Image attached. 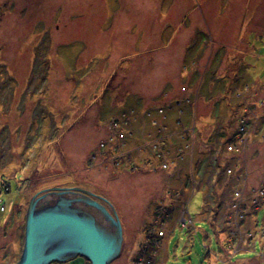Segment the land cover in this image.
<instances>
[{
    "label": "rangeland",
    "instance_id": "obj_1",
    "mask_svg": "<svg viewBox=\"0 0 264 264\" xmlns=\"http://www.w3.org/2000/svg\"><path fill=\"white\" fill-rule=\"evenodd\" d=\"M194 58L215 71L203 81L195 65L202 93L190 101L222 135L212 156L178 133L168 162L148 147L168 135L151 116L152 136L140 130L114 155L110 123L138 130L139 114L164 103L131 102L142 74L177 98ZM74 187L119 219L110 264H264V0H0V264L21 256L31 197Z\"/></svg>",
    "mask_w": 264,
    "mask_h": 264
},
{
    "label": "water",
    "instance_id": "obj_2",
    "mask_svg": "<svg viewBox=\"0 0 264 264\" xmlns=\"http://www.w3.org/2000/svg\"><path fill=\"white\" fill-rule=\"evenodd\" d=\"M98 200L77 187L34 194L25 213L22 253L14 264H50L76 256L90 264H110L121 250L122 229L116 213Z\"/></svg>",
    "mask_w": 264,
    "mask_h": 264
},
{
    "label": "bare ground",
    "instance_id": "obj_3",
    "mask_svg": "<svg viewBox=\"0 0 264 264\" xmlns=\"http://www.w3.org/2000/svg\"><path fill=\"white\" fill-rule=\"evenodd\" d=\"M194 76L195 77H200L198 74H196ZM213 86H214V84L212 82H210L209 83V90H207V93H206L207 95L205 97H203V98H210V101H212V98L211 97H208V95H210V94L214 95L215 88ZM185 88L186 87H184V86H182L180 88L179 93L182 94V95L179 94L178 96H176L177 98H175L172 101V103H170V104H171V106H177V107H179L178 108V111H177V114L178 115H182L183 114V111L186 112L189 109V114H190L191 118H194V120L192 119L193 121H190L188 123H184L182 120H178V119L171 120L168 116L164 117V114L167 112L166 110H164V108L158 109L156 111L154 110L153 113H150V114L148 113L147 114L148 116H143L142 114H139V117L136 119L138 126L135 125V126H137L138 130H136L135 128L133 129L132 127H128V129H123V131H121L120 130V127H118L117 123L114 121V123H110V125H111V127H110L111 133H108V140H109V143L108 144L113 147V149H114V155H117L120 158L123 157L122 148L123 149H126V148H124L125 147L124 145H126V146L130 145L131 144L130 141H132L131 139H134L137 136L136 134L140 130H142V129H144V128H146V127L149 126L150 116L152 117L151 120L153 121V123L151 124L152 126H156L159 129H164V130H167L168 131V133H167L168 135L167 136L160 133L159 136L152 138V139H155L154 140L155 142H153V141L150 140V143H154L155 145L148 144L149 145L148 147H154V148H157L159 150H161L160 147H162L161 144H162V142L164 141L165 138H174V137H177V136L180 135L178 133H181V134L187 133V132L188 133H196L197 128L199 130L200 129L207 130L210 125H206L204 127V125L202 123L203 121L201 120L202 117H205L207 113L206 114L204 112L201 113L200 111H202V109L200 107L196 106V105H198V103H201V102H196V103H191L190 102V101L195 102L196 100L199 99V96H197L198 93L195 94V95L192 94L189 97V103H188V100L186 98H184L185 96L183 97V95L185 93H187V94H190V93H188L189 91L183 90ZM139 91L140 90L138 89L137 90V93L131 95L130 98L132 97L134 99H138V98L143 97L144 95L142 93H140ZM166 95H167L166 93L165 94H162L161 97L163 99H166ZM173 96H174V94H171V97H173ZM213 98H215V97H213ZM121 101L122 100H120V102ZM143 102L145 104H148V105L151 104L149 101H146V100L143 101ZM121 105H122V103H121ZM133 115L134 114H131V117H133ZM209 118L211 120H213V116L212 115L208 117V120H209ZM121 136H125V139L126 140H125V143L123 145L118 146L117 143L120 142V141L123 142V140H124V139H121ZM114 138H116V140H114ZM186 145H188V144H186ZM132 148L133 147H131L130 149H132ZM135 154L136 153H135V151L133 149L132 150V156H135ZM143 154H144V150L140 154L141 155V159L143 157ZM166 157H167V161L170 162L171 159L169 158L168 154L166 155ZM121 160H122V158H121ZM142 160H143L142 163L143 164H146V159L143 158ZM84 190H86V189H84ZM96 216H97V214H96Z\"/></svg>",
    "mask_w": 264,
    "mask_h": 264
},
{
    "label": "crops",
    "instance_id": "obj_4",
    "mask_svg": "<svg viewBox=\"0 0 264 264\" xmlns=\"http://www.w3.org/2000/svg\"><path fill=\"white\" fill-rule=\"evenodd\" d=\"M209 64H210V61L209 60L206 61V62H198L194 58L193 61H191V64L189 66L188 65L186 66V72H188V75L191 76V74H193V71H195L196 68L198 67L200 69L201 73H198L197 72V74L198 75L201 74L202 80L204 81L205 78H208L209 79L210 78L209 75H213V73L215 72L214 70H210ZM195 65H197V67ZM206 73H209V75H206ZM229 77H231V76H229ZM226 78H228L227 75H226ZM152 79H153V75L147 77L146 75L142 74V78H140L138 80V89L140 90L139 92L144 95L143 96L144 99L143 100L139 99L140 101H145L146 100V101H149L151 103L152 100L149 97H154V99H155L158 96H160V94H164V92L163 93H160V91L159 92H155L154 91V89L152 87ZM188 83H189V87H188V89H189L188 91L189 92L188 93H190V94H192V93L193 94H197L198 93L199 94V90L200 89H201V93H202V87H200V88H198V87L196 88L195 87V85H197V79H193L192 76H191L190 79H189V81H188ZM231 83H233V82H231ZM232 87H234V84H232ZM145 89L146 90L149 89V90H147L148 92ZM171 92L172 91H167L166 92V94H167L166 95V99H163V98H160L159 97V100L160 101H163L164 100V103L161 105V108L156 107V106H155L156 107L155 108L154 106H152V104L150 105L151 107H149V108L152 109V110H155V111L158 110V109L164 108V110L167 111L165 114L166 115L168 114L167 116L171 120H174V119L177 118L178 120H182L184 123H188L190 121H193L192 118H191V116H190V114H189V109L186 112L183 111V114L182 115H178L177 114V111H178V108L179 107H177V106H171V108H170V107L167 106L170 103H172V101L175 99V98L171 97ZM231 93H233V92L230 91L229 94H227V97H230V94ZM179 94L180 93L178 92V94L176 96H178ZM228 99L229 98H227V100ZM134 100H138V99L132 98L131 99V102H133ZM159 100H157V101H159ZM141 103H142L143 106H146V105L148 106V104H145L144 102H141ZM201 104H199V107H204V109H202V111L205 110V109H207L203 104L202 105ZM196 106H198V105H196ZM202 111H200V112L202 113ZM213 112H214V110H213ZM204 113L205 114L207 113V114H206L205 117H202V119H201L203 121L202 122L203 125L206 122L207 123L208 122H211V119L209 118V120H208V117L212 115L211 110L209 111L208 109ZM205 125H204V127H205ZM142 130H145L146 131L145 133H148V134H150L152 136L151 131H148V127L144 128ZM187 133H184V134H186V139H187V142H188L186 144H189V143L192 144V147H193L192 150L199 151V153L201 152V153H204V154H206L208 156L209 155L212 156V151H214L218 139L220 137H222V135L220 133H218L217 134V138H216L214 136L215 135V131L214 130H212V132L208 134V133H206L205 129H203V130L200 129L199 130L197 128L196 133H199L201 136L197 139L198 142L196 144H194L193 142L192 143L190 142V137H189V135ZM144 134H142V136H144ZM145 138H147V137H145ZM147 139H151V138L149 137ZM135 140H137V139H135ZM169 140H171V139L170 138L164 139V142H162V147L164 148L165 152L168 154L169 158L172 159V158H175L174 156L176 154V149L177 148H170V146H169L170 144L168 143ZM135 145H138V144H136V142H135V143H133L131 145V147H134ZM132 149H134V148H132ZM175 159H177V158H175ZM210 159H211V157H210ZM189 162L192 163V156H191ZM181 166H183V165L181 164ZM195 167H197L198 169L195 168ZM190 168H191V166H190ZM196 169L197 170L202 169V167H200V164L197 163V165H195L193 168H191V171L190 172L196 173ZM192 170H194V171H192ZM172 173H173V171H172ZM187 173L188 172H186L184 170H182V172H178V174H182V175L187 174Z\"/></svg>",
    "mask_w": 264,
    "mask_h": 264
}]
</instances>
